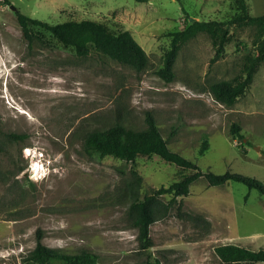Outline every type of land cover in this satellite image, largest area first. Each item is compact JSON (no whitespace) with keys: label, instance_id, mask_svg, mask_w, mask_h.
<instances>
[{"label":"rangeland","instance_id":"obj_1","mask_svg":"<svg viewBox=\"0 0 264 264\" xmlns=\"http://www.w3.org/2000/svg\"><path fill=\"white\" fill-rule=\"evenodd\" d=\"M9 1L49 23L97 19L113 30L127 29L149 64L137 72L105 55L80 57L38 26H31L35 38L29 41L17 11L0 1V264H34L28 258L38 230L56 252L89 251L100 256V264L155 258L164 264H223L214 251L218 245L264 249V195L242 183L208 186L204 179L178 197L167 215L157 213L150 226L153 246L141 249L130 208L134 195L143 197L194 171L158 155L128 162L84 150L90 132L116 122L141 130L149 113L169 149L202 171L264 182V64L232 106L210 92L212 83L241 75L246 55L257 46L255 28L232 26L231 41L214 65L213 40L200 33L182 46L173 81L157 74L171 32L183 29L187 17L229 19L234 0ZM247 2L252 15L264 14V0ZM233 124L243 140L232 135ZM10 132L26 138L12 141Z\"/></svg>","mask_w":264,"mask_h":264},{"label":"trees","instance_id":"obj_2","mask_svg":"<svg viewBox=\"0 0 264 264\" xmlns=\"http://www.w3.org/2000/svg\"><path fill=\"white\" fill-rule=\"evenodd\" d=\"M2 1L11 5L9 0ZM136 1L145 3L148 0ZM234 5L235 13L227 20L190 21L187 17L183 29L169 34L170 44L164 53L163 64L157 74L168 82L173 81L175 62L182 46L200 33L208 34L213 40L215 54L210 60V65H214L223 58L226 45L231 41L230 28L252 26L257 32V46L254 52L246 55L241 75L234 82L218 81L210 85V92L218 102L225 106H232L250 88L259 68L264 64V14L252 15L247 0H234ZM16 16L25 38L29 41L35 38L31 26H38L49 32L64 48L73 49L80 57H87L92 53L105 55L130 66L137 72L145 71L149 64L146 51L127 29L113 30L107 23L97 19L49 23L31 18L19 11L16 12ZM231 133L236 138L244 139L238 124L232 125ZM6 136L12 141H23L26 138V134L15 132L7 133ZM84 150L88 154H99L102 157L125 158L128 162H134L138 156L158 155L168 163L194 171L167 187L162 186L153 190L148 195L143 197L134 195L130 208L136 212L133 224L138 229L137 237L141 249H149L153 246L150 226L159 219L156 216L157 213H160V217L167 215L177 198L188 196L191 185L200 179H204L208 186H225L229 182H238L264 195V182L256 177L231 171L221 175L210 171L204 172L191 160L171 151L156 120L149 113L146 127L141 130L116 122L106 128L90 132L85 138ZM133 174L136 176V184H139L141 177L137 176V172ZM164 195L172 196L168 203L160 199ZM42 239L43 233L38 230L35 248L28 258L34 264H100V256L95 253L89 251L78 254L59 253L46 246ZM214 251L223 264L264 263L263 248L252 250L235 244H224L216 246ZM147 264L164 263L161 259L155 258Z\"/></svg>","mask_w":264,"mask_h":264},{"label":"water","instance_id":"obj_3","mask_svg":"<svg viewBox=\"0 0 264 264\" xmlns=\"http://www.w3.org/2000/svg\"><path fill=\"white\" fill-rule=\"evenodd\" d=\"M10 8H11L12 10H14L15 12L17 11V8H16L15 6H11V5H10ZM191 20L194 21L193 18H191Z\"/></svg>","mask_w":264,"mask_h":264},{"label":"bare ground","instance_id":"obj_4","mask_svg":"<svg viewBox=\"0 0 264 264\" xmlns=\"http://www.w3.org/2000/svg\"><path fill=\"white\" fill-rule=\"evenodd\" d=\"M34 164H35V163H34ZM31 168H32V167H31ZM36 170H37V168H36V167H35V168H33V171H34V172H36ZM36 173H37V172H36Z\"/></svg>","mask_w":264,"mask_h":264}]
</instances>
